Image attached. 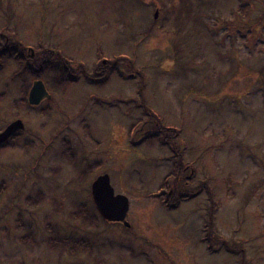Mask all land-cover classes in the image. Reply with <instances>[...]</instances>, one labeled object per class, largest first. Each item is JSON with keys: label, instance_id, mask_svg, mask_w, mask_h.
I'll return each mask as SVG.
<instances>
[{"label": "rangeland", "instance_id": "1", "mask_svg": "<svg viewBox=\"0 0 264 264\" xmlns=\"http://www.w3.org/2000/svg\"><path fill=\"white\" fill-rule=\"evenodd\" d=\"M263 12L264 0H0V35L22 56L0 70V131L23 123L0 144V264H264ZM43 50L117 72L56 86L53 70L22 68ZM36 79L50 97L19 103ZM156 118L175 135L137 144ZM169 173L212 194L167 208L155 193ZM103 174L128 227L99 218ZM82 207L93 224L73 216ZM207 220L225 249L200 241Z\"/></svg>", "mask_w": 264, "mask_h": 264}, {"label": "trees", "instance_id": "2", "mask_svg": "<svg viewBox=\"0 0 264 264\" xmlns=\"http://www.w3.org/2000/svg\"><path fill=\"white\" fill-rule=\"evenodd\" d=\"M242 7L244 6L240 4L238 10H240ZM238 10H233V11L236 12ZM18 48H21V46L18 43H16L14 40H12L11 38L5 37V36L1 37L0 35V70L3 64V60H6V59L11 58L21 63L22 56L18 52ZM39 53H40L39 55L40 57L33 60L32 63H29L26 66H23L22 67L23 70L29 75H34L35 77H40L42 73L53 70L56 74V78H55L56 86H62V85L74 82L77 80V77L80 78V76H83L85 80L88 82L95 83V84H101L108 79L109 74H111L112 72L114 73L117 72L116 65H114V68H113L112 66L108 67V65H102V64L97 63L99 64V65L95 64L97 72H94V68H93L90 73H87L86 70H84L83 64L74 59L68 58L66 56H64V58H60L59 56H57L55 53L51 52L50 50H43ZM263 69L264 68L262 66L258 71L261 73ZM129 77H131V75ZM22 102L26 104L27 101L25 100V98L19 99V103H22ZM156 119H154V121H156V124H157L155 128H152L151 133H147L146 135L140 137V141L137 144H139L140 142L156 141L160 145H166L168 143L165 137L175 135V132L178 129L174 127L161 125L158 122V119L157 120ZM135 129H136V125L135 127H132V131ZM159 130L161 131V133H159ZM67 146L68 145L66 143L63 145V148H64L63 150L67 152L65 153V156H67L68 159L71 160V162H73L72 152H70V148ZM258 161L260 162V160ZM262 164L264 166V163ZM176 173H177V170H176ZM183 182H184L183 184H180L181 181L180 180L177 181L176 175L173 173L172 174L169 173L166 176H164V178L160 181L157 191L155 193V196L157 197L159 202L164 204L167 208H176L179 202L190 200L191 198L196 197L202 192H207L209 195L212 194L207 184H202L199 189V187L197 188L187 187L186 184L189 182L188 180H184ZM169 190L171 194L170 196H167V193ZM30 200H32L35 203L34 199L30 198ZM82 208H79L77 212L73 214V216L74 217L76 216L78 219H82L84 221V222L82 221L83 223L86 222V223L93 224L94 220L92 221V219H90L91 215H89L87 211L84 208L83 209ZM210 224L211 223H209V221L207 220V223L205 224L203 228L204 235L200 237V241L206 245L207 249L211 253L216 252L218 249L217 247L225 249L226 242L225 243L223 241L217 242L216 239H213V237L210 236L211 232L210 230H208V228L211 227ZM212 243H216L218 244V246H213ZM73 244H75L76 247L78 248L88 249L87 244L83 240L74 241Z\"/></svg>", "mask_w": 264, "mask_h": 264}, {"label": "water", "instance_id": "3", "mask_svg": "<svg viewBox=\"0 0 264 264\" xmlns=\"http://www.w3.org/2000/svg\"><path fill=\"white\" fill-rule=\"evenodd\" d=\"M157 15V12L154 14ZM43 82L36 79L32 82L27 94V102L31 106H36L43 98H49ZM23 123L20 119L10 122L2 131H0V144L7 138L12 136L17 129H22ZM91 195L95 204V209L101 218L110 222H123L128 226L125 220L128 211V201L126 196L122 194H114L113 188L110 185L107 174L96 177L91 185Z\"/></svg>", "mask_w": 264, "mask_h": 264}, {"label": "flooded vegetation", "instance_id": "4", "mask_svg": "<svg viewBox=\"0 0 264 264\" xmlns=\"http://www.w3.org/2000/svg\"><path fill=\"white\" fill-rule=\"evenodd\" d=\"M28 50V49H27ZM97 63H99V64H102V65H108V67H110V65L107 63V59H104V58H100L99 56H97L96 57V60H95V64H97ZM99 64H97V65H99ZM94 72H97V69H96V67L94 66ZM191 170V169H190ZM189 173H190V171H189ZM188 173V174H189Z\"/></svg>", "mask_w": 264, "mask_h": 264}]
</instances>
